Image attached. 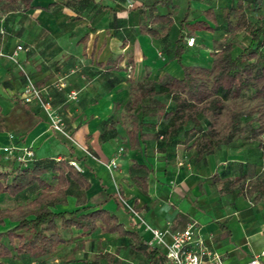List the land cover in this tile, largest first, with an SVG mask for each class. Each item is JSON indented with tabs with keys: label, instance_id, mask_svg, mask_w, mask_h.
<instances>
[{
	"label": "crops",
	"instance_id": "0c3cea01",
	"mask_svg": "<svg viewBox=\"0 0 264 264\" xmlns=\"http://www.w3.org/2000/svg\"><path fill=\"white\" fill-rule=\"evenodd\" d=\"M94 1L96 8L91 12L88 9L74 10L61 0H33L31 8L17 17L24 25L20 26L17 37L9 40L7 50L10 52L16 45L24 47L18 56L19 63L33 78L43 97L53 95L70 139L51 130L36 104L22 103L20 94L23 81L13 64L0 58V88L12 101L6 112L2 110L0 118L3 127V132H0V164L8 162L10 157L15 159L21 156L20 150L12 151L7 156L2 151L4 147L30 149L33 160L78 158L79 161L70 162H75L90 182V188L85 193V206L104 201V209L114 214L127 230L138 229L147 243L150 235L137 225L127 206L135 208L151 227L162 231H178L192 222L206 245L222 255L224 264H248L264 250V206L253 200L254 195L250 201L237 188L229 193L221 192V186L211 180L215 173L222 180L238 178L241 171L245 170L241 162L233 163L236 166L233 175L227 171L221 175L217 172L218 167L225 168L228 165L225 159L219 161L220 164L213 161L216 151L212 155L199 157L191 143H184L182 137L164 143L162 137L157 139L154 136L153 141L150 138L146 140L142 136L146 133L145 128H141L137 135L130 136L128 131L131 127L122 122L115 125V130L109 127V119L115 117V105L122 102L123 109L130 97L128 80L157 82L163 76L182 77L181 69L172 66L174 42L179 33V21L174 13L177 7L182 6V1L186 8L187 0H170L175 7L172 11L173 23L159 39L138 33L141 22L138 8L130 10L125 4L114 7ZM139 1L150 3L156 0ZM237 1H189L191 9L188 23L204 21L213 30L206 32L207 41L195 34L184 38L186 52L206 55L202 61H198L196 55L191 56L187 66H210V53H216L220 48L213 51V42H220L226 36L224 12L235 6ZM101 6L106 8L100 9ZM158 8L164 14L170 10V5ZM207 12L214 17L213 21L207 19ZM262 15L264 19V8ZM235 20L230 18V24L234 25ZM221 28L224 29L222 33ZM237 32L243 33L246 46L248 36L243 31L234 33ZM0 33L3 34L2 29ZM189 38H194L193 46L186 45L185 39L187 41ZM235 48L233 46V52ZM117 57H120L121 62L114 70L111 65H105L108 59ZM70 93L76 96L67 100L66 96ZM123 115L124 110L121 111V117ZM147 119L153 118L144 119L148 123ZM109 130L111 133L108 134ZM159 130L156 129L152 134ZM101 132L105 135L104 139L100 138ZM123 141L126 142L127 150L122 157L119 156L115 172H109L102 163L114 157V150ZM186 147H191L189 156ZM193 156V160L199 164L191 168L185 160L189 161ZM175 162L181 163L182 167L173 166ZM133 163L144 164L149 170L146 191L131 179L129 169ZM202 171L210 173H206L207 176L203 178ZM106 176L110 185L105 182ZM202 187L204 189L199 193ZM24 192H30L29 202L35 197L37 188L29 187L16 196ZM192 195L197 198V203L191 201ZM114 196L124 197L126 206L120 200L118 203ZM22 198H25L24 195ZM80 207L76 206V197L70 196L66 205L56 206L53 211H70ZM119 210L124 212L126 219L121 217ZM101 232L98 225L90 236L81 237L80 240L89 242L91 246L94 236ZM107 236L120 238L117 234ZM67 237L63 236L64 239L70 238ZM128 240L127 249L131 243ZM99 253L110 252H98L97 255ZM132 255L135 257H129V262L141 260L136 264H147L143 256ZM76 259L82 264L83 261L93 260L84 256ZM166 264L170 263L167 261ZM260 264H264V257L260 258Z\"/></svg>",
	"mask_w": 264,
	"mask_h": 264
},
{
	"label": "trees",
	"instance_id": "16d2710c",
	"mask_svg": "<svg viewBox=\"0 0 264 264\" xmlns=\"http://www.w3.org/2000/svg\"><path fill=\"white\" fill-rule=\"evenodd\" d=\"M61 1L74 10L88 9L95 4L94 0ZM32 2L0 0V10L8 12L22 7L26 11L31 8ZM169 5L167 13L159 12L158 6ZM174 8L170 0H156L139 7L141 22L138 33L159 39L173 23ZM263 8L264 0H238L225 12L227 31H243L249 38L248 44L237 53L233 52V44L227 41L220 45L218 52L212 54L209 67L182 66L180 79L163 76L157 82L129 80L130 97L121 117L125 126L127 123L136 124V130L129 129V135H137L141 128L148 125L144 119L158 117L162 118L164 129L154 136L157 139L162 137L164 143L182 137L183 142L191 143L198 156L202 157L212 155L222 146L231 145L236 138L257 142L259 157L264 165ZM189 13L187 1L174 42L173 58L177 61L185 50L183 41L186 36H191L197 30H213L204 21L188 23ZM248 13H252V19ZM206 17L214 20L208 12ZM232 17L236 19L234 25L230 24ZM120 62V57L110 58L105 65H111L114 70ZM0 132H3L1 125ZM104 136L101 132L100 138L104 139ZM74 160L79 161L74 157L71 160L48 158L32 160L25 166L16 164L6 169L0 166V195L13 198L29 187L37 188L31 201L0 210V225L5 220L14 222L12 227L0 231V259L8 260L9 264H19L30 256H46L60 246H68L70 239L63 238L64 230L73 228L80 232L81 237H86L99 225L103 233L130 239L129 251L143 256L147 264H166L165 254L159 248L148 245L138 229L127 230L114 214L104 209V201L85 206V193L90 188V182L71 165L70 161ZM129 172L131 179L146 191V176L149 173L146 166L133 163ZM247 179L245 170L234 180H222L217 173L211 177L214 184L221 186L219 191L229 193L238 187L243 195H254L253 200L264 206V169L262 174H254L251 185L245 186ZM70 196L76 197L77 207H82L53 211L56 206L66 205ZM113 198L120 203L118 196ZM83 263L119 264L110 253H99L93 260Z\"/></svg>",
	"mask_w": 264,
	"mask_h": 264
},
{
	"label": "rangeland",
	"instance_id": "374dc122",
	"mask_svg": "<svg viewBox=\"0 0 264 264\" xmlns=\"http://www.w3.org/2000/svg\"><path fill=\"white\" fill-rule=\"evenodd\" d=\"M97 1H99L100 3L105 4V5H112V6L114 5V7H121L123 4H125V6L127 8H129L130 10L137 9V8L147 4V2H140L139 0H97ZM187 1H188V3H190L189 2L190 0H187ZM182 2H183L182 6L177 7L176 12L174 13V16L176 17L177 21H180L181 17H183L184 13L186 12L184 1H182ZM130 5H132V8L129 7ZM95 8L96 7L94 5H90L88 10L93 12V10ZM9 12L10 11L7 12L3 9L0 10V29L3 30V34L0 33V50L3 52H6V53H8L7 49L9 48V45H10L9 40L12 38H16L17 33H19L20 26L24 25L22 23L21 19H19L17 17H20L21 14L24 13L25 11L23 10L22 7H20V8H16V10L12 11L13 13H9ZM224 15H225V12H224ZM248 17L251 19L253 17L252 13H248ZM188 19H189V17H188ZM9 22L11 24H9ZM222 31H224L223 28H221V33H222ZM206 32H208V31L197 30L194 32V34L196 36H198V38L207 41L208 35H205ZM225 32H226V36L223 39H221L220 42H216V41L213 42V45H212L213 49L212 50L213 51L216 50V48L220 47V45H222L224 42L229 41L233 44L234 47H236L234 50V53H237L244 46L245 41H246L243 33L242 32H241L242 34L239 32H237V33L233 32L232 33V32L226 31V29H225ZM185 42L187 45L186 39H185ZM139 44L142 45L140 43V41H139ZM193 53H194L193 51L186 52V50H184V52L179 57V61H177L176 59H173L174 62L172 64V66L178 67V69H181V71H182L181 67L187 66L191 56L196 55V53H194V54ZM213 53L214 52H211L210 56H212ZM196 57H197L196 59L198 61H200V60L202 61L203 58L206 57V55L205 54H203V55L197 54ZM8 62H10V61H8ZM20 66L23 68V66L21 64H20ZM16 69H17V67H16ZM17 71H18V69H17ZM18 75L21 77V73H19V71H18ZM128 81H127V83H128ZM69 95L66 96L67 100L70 99ZM45 98L50 99L51 105L56 109V111L59 113V115L63 119L62 114L60 113L58 108H56L53 95L52 94L45 95ZM11 104H12V101L10 100V98L8 96H6L2 92V89L0 88V107H1V109L6 112L11 107ZM121 104H122V102H119V103H117V105H115L116 106L115 117L113 119H109V121H108L110 124L109 127H111L110 129H112V130H115V125L117 123L121 124V122H122L121 111L123 109L121 108ZM20 107H23V106H20ZM147 121H148L147 126L148 127L151 126L150 127L151 129L149 130V128L147 126H144L143 128H145V132L147 134L145 133L142 136H144V138L146 140H149V138H150L153 141L155 134H152V133H154L156 129H158V130L162 129L164 126V123L162 122V118H158V117H154L153 119H147ZM127 126L131 127V129H136L135 123H127ZM107 133L108 134L111 133L110 130L107 131ZM125 143H126L125 141L119 142L118 147H116V149L113 152L114 156H116L118 154L119 149H123V152L121 153L120 156L122 157L124 155V152L127 150V146ZM190 149H191V147H186L187 151ZM152 150H154V149H152ZM190 152L191 151L187 152L188 156L190 155L189 154ZM193 158H194V156L189 161L185 160V162L188 163V165L191 168L196 166V164H199V163L195 162L193 160ZM223 159L226 160L225 164L228 166H226L225 168H222L219 166L217 172L222 175V173L227 171L228 174L230 173L231 175H233L235 173V170H236V166L233 165V163L235 164V163L241 162V164L245 167V172L248 175V179L245 181V186L251 185V180H252L254 174L260 175V174H262L263 169H264V165L262 163V160L259 157V150L257 149V142H248V141L238 140V138H236L235 141L231 143V145L227 146L226 148H221L220 150L219 149L216 150L213 161H215L216 164H220L218 162L223 160ZM228 160L231 161L230 165H229L230 161H228ZM7 161L8 162H4V163L0 164V166L3 169L9 168L12 165H16V158L14 159L13 157H10ZM172 165L175 167H182V164L181 163L179 164V162L178 163L175 162ZM183 165H184V163H183ZM206 173H210V172L209 171H202L201 176L203 178L206 177L207 176ZM109 177H111V176H109ZM108 179H109L108 176H106L105 182L108 185H110ZM203 189H204V187L200 188L198 190V192L202 193ZM237 190H239L241 192L240 188H238V187H237ZM198 192L196 193V191H195V193L197 195H198ZM74 193H76V192H74ZM29 194H30V192L25 193V194H20V196H18V197L16 196L14 198L8 197L6 195H0V210L7 209V208H14L17 205H22V204L27 203L29 198L31 197V194H33V191L31 192L30 196H29ZM23 195L25 198H22ZM247 198L250 201H252V196H248ZM124 199L125 198L123 197V200ZM196 200H197V198H195L192 195L191 201L193 203H197ZM112 203L114 204V201H112ZM120 213H121V217L126 219L125 214H124V212H122V210H119V214ZM190 223H192V222H189L188 224H190ZM13 225H14V222H11L9 220H5L4 224L0 225V231H5L8 228L12 227ZM71 230L73 231L75 229L72 228ZM101 234L97 233L94 236V238L92 239V245L90 246L89 242H85V240L84 241L80 240L81 236L79 234H75L74 232H70L69 229L64 230L62 232V236H64V238L67 236L70 237L69 238L70 244H68V246H60L55 251H53L52 253H50L46 256H42V257L30 256V257H27L23 262H20L19 264H31V263H36V264H82V262L77 261L76 258L84 256V257H90V259H93L97 255L98 252H110V253H112L114 255L115 259L118 260L119 264H136L138 262H141V260L134 262V263L129 262L130 261L129 257H135V256H133L129 252V250L127 249V244L129 243L128 239H126V238L121 239V238H117L115 236H107L110 234H104L102 232H101ZM103 235H106V236H103ZM2 261H4L3 264H9L8 260H1L0 259V262H2Z\"/></svg>",
	"mask_w": 264,
	"mask_h": 264
},
{
	"label": "built area",
	"instance_id": "2783aa9c",
	"mask_svg": "<svg viewBox=\"0 0 264 264\" xmlns=\"http://www.w3.org/2000/svg\"><path fill=\"white\" fill-rule=\"evenodd\" d=\"M129 7H132V5ZM193 44L194 38H189L187 45L193 46ZM23 51L24 47L22 45H16L8 53L0 50V58L10 61L17 67L19 73H21L23 87L20 100L25 105L36 104L49 122L51 130L70 139L64 129L63 119L51 105L50 99L42 96L41 90L33 78L20 66L18 56ZM75 96V93H70L69 98L74 99ZM15 150H20L21 152V156L16 157L18 164L25 166L33 160V153L30 149H18L16 147L2 148L3 153L7 156L11 155L12 151ZM122 152L123 149H119L116 156L109 159L108 162L102 163L109 172H113L118 168V160ZM85 153L87 152L85 151ZM70 163L81 172L80 167L75 162ZM119 200L126 206L122 198H119ZM127 208L132 217L136 219L137 225L150 235L148 245L161 249L170 264H224L222 255L206 245L197 234V229L193 223L188 224L185 228L178 231H162L151 227L135 208L129 206ZM261 257H264V250L260 254L255 255L248 264H260Z\"/></svg>",
	"mask_w": 264,
	"mask_h": 264
}]
</instances>
